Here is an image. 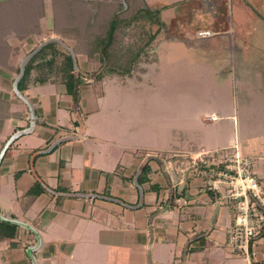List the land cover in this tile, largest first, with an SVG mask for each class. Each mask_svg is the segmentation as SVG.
Here are the masks:
<instances>
[{
    "label": "crops",
    "instance_id": "crops-1",
    "mask_svg": "<svg viewBox=\"0 0 264 264\" xmlns=\"http://www.w3.org/2000/svg\"><path fill=\"white\" fill-rule=\"evenodd\" d=\"M228 33H233L231 28ZM78 63L76 59L75 70L85 73V66L81 69ZM9 73L1 76L6 92L0 97L11 106L0 143L28 127L30 120L27 106L25 112L24 103L9 91ZM82 78L93 83L91 77ZM122 78L112 81L113 91H104L108 82L103 79L92 89L87 83L76 87L73 94L54 81L33 87L26 95L35 105L37 122L32 133L9 146L0 163V211H9L40 232L44 244L36 253L38 264H264V233L251 240L248 254L227 246L235 212L189 162L204 146L193 150L181 144L152 146L148 140L155 129L150 112L136 109L138 84L126 77L130 83L126 90L132 91L126 95L117 86L125 81ZM252 94H245L241 108L229 100L221 103L224 107L217 101L212 104L220 111L228 108V117L241 112L243 119L237 123L236 137L229 134L228 145L210 150L238 144L264 185V105L252 101ZM123 95L132 107L125 102L122 109L128 100ZM220 117L212 111L197 120ZM52 144L50 151L30 156ZM145 163L149 171L142 177ZM139 168L142 199L134 207L140 201L133 182ZM37 179L48 190L25 201ZM170 195L186 203L164 202ZM34 242L33 233L17 226L14 238L0 241L5 264H32L26 248Z\"/></svg>",
    "mask_w": 264,
    "mask_h": 264
},
{
    "label": "rangeland",
    "instance_id": "rangeland-1",
    "mask_svg": "<svg viewBox=\"0 0 264 264\" xmlns=\"http://www.w3.org/2000/svg\"><path fill=\"white\" fill-rule=\"evenodd\" d=\"M16 2L12 12L5 10L0 14L3 21L9 19L7 22L11 26L0 24V47L9 49L8 61L12 66V73H9L12 79L7 84L9 91H12V81L21 60L39 44L53 39L71 48L75 43L80 44V40L76 42L67 37L68 33H74L68 30L78 29L80 35L89 36L83 39L85 44L80 47L89 49L88 41L102 33L108 17L120 10L122 4L120 16L134 14L138 21L135 30L147 29L156 33L162 39L154 46L160 45L156 50L148 49L147 59L141 53L133 61H127L129 53L125 56V51H114L116 63L121 67L130 65V69H116L110 74L108 71L113 67L107 63L109 59L102 61L99 54L91 57L84 53L75 55L81 69L85 66L86 73L94 74L101 64L100 70L107 72L103 77L92 78L91 84L87 83L90 78L82 79L78 87L87 83L92 89L103 79L108 82L104 83V91H113L112 81L123 76L125 81L117 86L128 95L132 93L126 90L129 81L137 82L140 107L136 109L150 112L155 129L148 140L152 146L162 149L181 144L185 150H193L201 148L199 144L205 149L228 145L229 134L236 137L237 123L243 119L241 112L234 113V118L228 117V108L224 112L212 104L216 101L228 103L229 100L241 108L245 94L251 92L252 101L264 105V0H128V4L126 0ZM138 9L140 11L136 13ZM228 28L233 33H228ZM118 34V37L122 36V33ZM64 45L58 43L55 48L63 52L66 50ZM5 71L0 67L2 96L6 92L1 84ZM139 78L142 83L139 82L141 79L137 81ZM141 92L146 93V97L143 98ZM127 98L122 109L125 102L132 107ZM21 107L27 111L25 104ZM212 111L221 117L215 121L197 120ZM244 117L248 118L247 115Z\"/></svg>",
    "mask_w": 264,
    "mask_h": 264
},
{
    "label": "trees",
    "instance_id": "trees-1",
    "mask_svg": "<svg viewBox=\"0 0 264 264\" xmlns=\"http://www.w3.org/2000/svg\"><path fill=\"white\" fill-rule=\"evenodd\" d=\"M15 1L16 0H0V14L6 11L12 12L15 5H17V2L15 3ZM128 3V0H126V4ZM122 7L123 5L120 4L121 9ZM121 9L112 12V14L106 21L105 29H103L102 33L93 36V39L91 41H88L87 44L88 46H90L89 49L82 50L83 47H80L84 46L85 44L83 39H87L89 36H87L88 34H85V36L80 35L78 33V29L68 30L74 31V33L73 35H71V33H68L69 36L67 37L74 39V41L76 42L79 39L80 44L75 43L74 46H71V48H66V50L63 52L56 50L55 47L56 45H58V41L56 40H52L48 44L43 46L35 55H33L28 60L25 66L23 77L18 83V89L24 95H27L29 89L33 87L44 85L48 82L59 81L65 85L68 93L73 94L75 88L79 86L81 80L83 79L82 76L96 79L100 78V76L103 77V74L107 73L100 70L102 69V64L100 69L97 70L94 74L86 72L83 73L80 70L76 71L73 65L71 53H74L75 55L84 53V55L90 57L93 55L98 56L99 54L102 61H104L105 59H109V61L107 60V63L110 64V66L113 68L112 70L108 71V74L113 73V71L116 69H126L127 67L128 70L130 69V65L121 67L116 63L117 59H115L116 57L113 55L114 51H125V56L129 53V55L126 57L127 61H129L130 59L132 61L135 60V58H137V56H139L141 53L143 58L145 59L147 57L148 49H151L157 43V41L160 40L161 36L159 37L156 35V33L147 31V29L135 30L137 27L136 25H138V21H136L134 14H131L127 17H121ZM139 11L140 10L138 9L136 13H138ZM7 21H3L0 18V24H3L4 27H11ZM118 32L122 33V36L118 37ZM20 38H23V36H21ZM8 51V48L0 47V67L2 69H5L6 71H10L12 69V66L8 61ZM108 56H110L111 58ZM128 70L126 72H128ZM10 106L11 105L8 100L0 97V133L3 129L5 120L9 115ZM5 140L6 139L1 141L0 149L3 146ZM51 146H54V144L48 145L45 149H35L31 154H35L34 156H36L48 152L50 151L49 148ZM148 171L149 167L147 163H145L142 167L141 176H145ZM45 190H48V187L44 185L39 179H37L36 181H34V184L27 190L24 197L25 201L32 200L41 191ZM175 199L176 197H174V195H170L169 199L167 200L168 204L173 205V201ZM16 229L17 225L0 220V241L10 240L14 238L16 235ZM0 264H5V258L1 253Z\"/></svg>",
    "mask_w": 264,
    "mask_h": 264
},
{
    "label": "built area",
    "instance_id": "built-area-1",
    "mask_svg": "<svg viewBox=\"0 0 264 264\" xmlns=\"http://www.w3.org/2000/svg\"><path fill=\"white\" fill-rule=\"evenodd\" d=\"M189 162L206 177L208 188L230 203L235 212L227 232V246L248 254L250 241L264 233V185L251 159L241 155L238 144H234L230 148L202 149ZM184 203L180 197L173 201L175 206Z\"/></svg>",
    "mask_w": 264,
    "mask_h": 264
},
{
    "label": "water",
    "instance_id": "water-1",
    "mask_svg": "<svg viewBox=\"0 0 264 264\" xmlns=\"http://www.w3.org/2000/svg\"><path fill=\"white\" fill-rule=\"evenodd\" d=\"M52 40L53 39H49V40L39 44L34 50H32L30 53H28L21 60V62L19 64V71H18L17 75L14 77V79L12 81L11 88H12V91H13L14 95L27 106L30 120H29L28 127L16 130L15 132H13L6 139V141L4 142L3 146L0 149V163H1L2 159H3V157H4V154H5L6 150L9 148V146L13 142H15L22 135L30 134L34 130V126H35V124L37 122L36 121L35 105L33 104V102L26 95H24L18 89V83L21 80V78L23 77V74H24V71H25V66H26L28 60L33 55H35L43 46H45L46 44H48ZM58 43L64 45L63 43H61V41H58ZM65 47L68 48L67 46H65ZM71 55H72L73 65L76 68V57H75L74 53H71ZM140 172H141V168H139L136 171V173L134 174V176H133V182L136 185V187L139 189V192H140V201L134 207H138L141 204V199H142V188L137 183V178H138ZM0 220L15 224V225H17L19 227H22V228H25L28 231H30L31 233H33L34 238H35V242L30 244V245H28V247L26 248V253H27V256L29 257V259L31 260L32 264H38V261H37V258H36V253L39 250L42 249L43 244H44L43 241H42V237L40 235V232L33 225H31L30 223L24 221L23 219L11 216L9 211H0Z\"/></svg>",
    "mask_w": 264,
    "mask_h": 264
}]
</instances>
